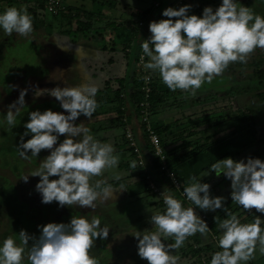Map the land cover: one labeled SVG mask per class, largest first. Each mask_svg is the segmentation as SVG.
I'll use <instances>...</instances> for the list:
<instances>
[{
  "label": "rangeland",
  "instance_id": "rangeland-1",
  "mask_svg": "<svg viewBox=\"0 0 264 264\" xmlns=\"http://www.w3.org/2000/svg\"><path fill=\"white\" fill-rule=\"evenodd\" d=\"M58 1L67 10L77 8L92 13L93 29L76 31L77 25L74 23L72 27L75 30L68 34L61 33L62 25L58 17L61 10L57 14L53 13L55 15L49 19L52 21V29H48V26L43 24L44 12L47 10L37 9L40 20L27 36H19L16 33L6 36L0 32V175L6 176L8 185L17 187L19 199L26 204L25 218L31 222L29 227L30 225L34 227L29 234L33 232L32 235H39L37 225L49 222L67 223L72 216H84L89 221L95 217L100 220L102 227L109 228L108 236L104 240L97 237L89 249V255L95 259L96 264H147L146 259H141L137 255V239L129 231L151 230L152 225L148 219L151 213L164 210L160 196L162 190L155 181L156 177L160 176L164 180L169 177L173 179L177 172L178 176L175 175L173 181L180 190L190 176L199 179L216 159L231 157L246 162L247 158L253 157L264 160V110L257 109L254 113L243 114L245 110L250 112L249 107L257 99V92L264 90V79L262 82L257 78L244 81L235 79V82L227 85L220 80V74L214 76L211 82L202 83L195 94L177 89L170 90L174 93L166 97L161 104H151L146 99L138 103L129 102L128 95L132 90V84L125 83L124 88H121L119 80H125L130 73L131 61L136 56L132 52L133 45H138L150 36L147 25H141L140 21L136 23L134 9L146 10L156 16L160 10L163 11L167 7L178 8L188 4L189 14L200 15L205 6H211L215 10L221 0H167L171 3L170 6H167V2L163 4L157 0H116L114 7L102 6L99 0ZM254 1L256 3L246 6L254 14L264 16L262 7L264 0ZM9 6L24 9L27 13L28 8L36 9L38 4L33 0L27 2L0 0V11ZM49 12L52 13L50 10ZM166 18L159 15L157 20ZM112 23H116L120 28L144 27V36L134 40L131 46L119 43L116 51L104 50L102 49L104 44L112 36L111 28L106 27ZM140 57L134 69L143 75L145 82L143 88L148 91L150 90L148 85L153 78L159 76L144 69L143 63L147 62V57L144 61H141ZM259 60L264 62V49L256 48L245 61L252 63ZM262 64L264 69V63ZM253 70L252 67L249 72L252 73ZM91 75L100 89L109 84V94L106 99L102 97L103 101L97 103L98 107L90 119L80 115L74 123H82L89 128L98 141L110 143L119 159L114 169L105 170L100 177H93L90 182L102 180L114 188L122 187L124 190L114 191L115 197L104 203L97 202L98 206L93 209L79 205L58 206L56 201L41 203V196L35 190L39 177L29 176L25 182L21 176L34 170L33 166L38 167L40 160L48 155L50 150L42 149L37 157L25 159L19 153L8 152L10 140L16 138L20 140V136L25 132L24 123L29 119V112L35 109L65 111L47 92L35 95L37 89L79 85L88 82ZM145 76H148L147 82ZM160 88L169 90L164 84ZM23 89H27L24 105L16 116V124L22 125V132L17 134L15 126L9 128L4 122V113L8 110V105L17 100ZM120 101L123 102V115L118 113ZM131 104H135L134 109ZM137 112L139 127L140 124H145L149 131L145 136L144 130L139 129L142 135L138 136V141L129 140L126 132L129 128L127 123L122 128L108 130L101 128L106 124L125 122L128 116L134 117ZM167 125H171V128L160 136L159 148L162 154L159 156L163 158L166 152L184 155L173 169L167 166V160L164 158L160 168H154L151 173L148 166L157 160L158 144L150 138V132ZM238 130L239 134H235ZM29 135L31 133L27 136ZM64 138V134H61L57 144ZM144 143L146 147L141 148V144ZM204 144H208L210 149L195 157L189 156L192 150ZM132 162L135 163V169L130 167ZM166 168L168 171L163 173ZM54 178L57 177H50ZM200 179L201 182L209 183L210 196L223 197V203L221 208L215 210H204L194 206V211L207 223L209 231L203 235L197 232L187 237L180 248L172 251L174 255L177 253L178 260H185L186 264H208L211 255L219 251L217 242L221 231L217 224L226 218V210L235 214L242 223H251L260 216V226L264 228V213H256L254 219L248 218L250 213L232 202L230 179L223 175L217 176L214 171L201 176ZM173 195L178 196L185 207L193 206L190 201L183 200L182 193ZM6 213L0 214V240L9 236L5 234L11 227L10 218ZM18 225L19 223L11 228L10 236L13 238L18 236ZM21 229L22 226L19 230ZM166 243H172V239L169 238ZM30 245L31 241L25 246L22 264H28L27 248ZM258 248L257 244L253 253H256Z\"/></svg>",
  "mask_w": 264,
  "mask_h": 264
},
{
  "label": "clouds",
  "instance_id": "clouds-1",
  "mask_svg": "<svg viewBox=\"0 0 264 264\" xmlns=\"http://www.w3.org/2000/svg\"><path fill=\"white\" fill-rule=\"evenodd\" d=\"M189 8L188 4L167 7L161 13L166 19L149 23L150 36L140 43V59L144 61L147 57L143 68L158 74L169 90L195 94L202 83L211 82L229 63L244 62L254 49H264V16L254 14L240 0H221L215 10L205 6L200 15L189 14ZM62 9L65 11L66 7ZM31 31V17L24 9L9 6L0 11V32L6 36L13 33L27 36ZM26 91L21 90L4 113V122L9 128L16 125ZM97 91L98 86L90 82L36 90L35 95L47 92L65 110L29 112L25 132L17 144L19 155L25 159L37 157L42 149L50 150L37 168L21 176L25 182L29 176L39 177L35 190L41 196V203L56 201L58 206L79 205L93 209L98 206L97 202L104 203L111 198L114 191L124 190L102 180L90 182L105 170L114 169L119 159L110 143L98 141L89 128L74 123L80 115L92 117L98 107ZM29 133L32 135L25 140ZM61 134L65 138L57 144ZM130 167L135 169V163H130ZM211 171L230 179L232 202L243 210L254 208L264 213V160L216 159L201 176ZM53 176L57 178L50 179ZM200 177L190 176L182 191L193 206H182L181 200L165 189L160 193L164 210L152 212L148 218L151 230L129 231L137 239V255L146 259L147 264H177L179 257L171 252L180 248L187 237L209 231L194 206L215 210L221 208L223 197L210 196L209 183L201 182ZM225 217L217 224L221 231L217 242L220 250L211 255L208 264H246L257 244L258 251L264 254L260 216L251 223H242L226 210ZM37 228L38 236L21 229L16 238L8 236L0 240V264H22L29 241V264H96L89 249L97 237L104 240L109 232L99 219L93 217L89 221L84 216H72L67 223L49 222ZM169 238L172 243H166Z\"/></svg>",
  "mask_w": 264,
  "mask_h": 264
},
{
  "label": "trees",
  "instance_id": "trees-1",
  "mask_svg": "<svg viewBox=\"0 0 264 264\" xmlns=\"http://www.w3.org/2000/svg\"><path fill=\"white\" fill-rule=\"evenodd\" d=\"M18 1V0H16ZM24 2H27V0H23ZM35 3L38 4L36 9H27V14L31 17V22H32V28H36V22L40 20L39 15L37 14V9H45L47 11H45L44 13V17L45 20H43V24H46L48 26V29H52L51 28V16L55 15L53 14L54 12L50 13L49 12V1L48 0H33ZM98 1V0H96ZM161 3H165L167 2V0H157ZM170 1V0H169ZM167 2V6H170L171 3ZM100 4L102 6L105 5H109L110 7H114L117 3L116 0H99ZM240 2L246 6L248 4H253L256 3V1L254 0H240ZM247 7V6H246ZM264 7V5L262 6ZM58 8V6H57ZM75 12V14H74ZM59 13L58 11L56 12V14ZM162 11L160 10L159 13L155 16L154 14H150L149 11L146 10H139V9H134V16L137 18V22L139 23V21H143L144 25H149V23L151 21L157 20V17L160 15L161 16ZM58 16V15H57ZM60 17V23L62 25V29H61V33L63 34H68L71 33L73 30H75L72 25H74V23H76L77 28L76 31H90L93 29L94 24H93V14L87 11H84V9H77V8H68V10L66 9L64 12L61 11L60 15L58 16ZM50 19V20H49ZM173 19H176L175 17H173ZM49 20V21H48ZM109 27H106V29H110L111 30V38L108 39V42L104 44L103 48L104 50L110 49L111 51H116L118 48V44L123 43L126 46H131L132 42L134 40H136L137 38L143 37V28H137V27H131V26H124L122 28L119 27V25H117L116 23H112V24H108ZM105 29V27H104ZM140 43L134 44L133 42V50L132 52L134 54H136V56L133 58V60L131 61V70L130 73H128L126 79H120L119 83H120V87L124 88L125 83H130L132 84V90L129 92V102H134V103H138L140 101H143V99L148 100L151 104H161L166 97L172 95L174 92L164 89L162 90L160 88V86L163 84L161 82V80L159 79V77H155L153 78L152 82L148 85V88L150 89L149 91H146V88H143L145 82H144V78L142 74H139L137 72L136 69H134L136 67V65L139 62V57L141 54V49H140ZM136 45V46H135ZM264 63L262 60H259L257 62L252 61V63H246V61L244 62H240V61H236V62H231L229 63V65L222 71L221 73V81L225 84H231L233 82H235L237 79L238 81H244V80H250L252 78H257L259 79V81L262 82V80L264 79V69L262 68ZM249 67V68H248ZM253 67V71L252 73L249 72V69L252 70ZM109 84H107L105 86L104 89H98L96 95H95V99L97 103H100L102 100V97L106 99V96L109 94ZM257 99H255V101L252 102V106L249 107V111L248 110L244 111L243 114L247 115V113H254L255 110L260 109V110H264V90H259V92H257ZM101 97V99H100ZM98 105V104H97ZM133 105V106H132ZM45 106V105H44ZM122 106H123V102L120 101V105H119V109H118V113L123 115L124 110H122ZM132 108L135 106V104H131ZM37 108V106H36ZM134 109V108H133ZM37 110V109H35ZM139 113H135V116H128L126 121L121 122L119 124H106L105 126L101 127L102 129L108 130V129H115L117 127H123L125 126V124L127 123V125L129 126V129L132 132V136L134 137V139L136 141H138L139 139V135L141 134V132L139 131V129L141 130V128L144 130V135L147 136L148 132L146 130L145 124H140L139 127V123L137 120V115ZM136 118V119H134ZM28 120V119H27ZM133 120H137V121H133ZM138 127L136 128L137 124ZM136 124V125H135ZM100 128V129H101ZM171 128V125H167L161 128H157L155 129L156 133L159 134V136H161V134L163 132H166L167 130H169ZM15 130L17 131V134H20L22 132V125H15ZM241 132V131H240ZM235 134H239V130L235 132ZM32 135V134H31ZM25 136L24 139L27 140L28 138H30V136ZM142 135V134H141ZM13 138V137H12ZM20 143V140L16 138L10 140V144L8 146V144L6 145V147L8 146V148L10 150H8V152H12V153H19L17 144ZM146 147V144H141V148ZM210 147L208 144H204L201 145L197 148H195L194 150H192L189 153V156L195 157L199 154H201L204 151L209 150ZM30 154V152H29ZM178 153L175 152H166L165 158L167 160V166L170 169H173L174 166H176L177 164L180 163L182 157L184 154L178 156ZM178 156V157H177ZM31 157V156H29ZM32 158V157H31ZM160 160L157 158V160L150 164V166H148L150 168L149 171H151V173L153 172L154 168H160ZM33 168H37L34 167ZM164 173V171H163ZM176 177L178 176L177 172L175 173ZM157 185L160 187V189L162 191H164L165 189H167L171 194H179L181 195L182 191H183V187L182 189H178L174 182L168 178L167 180L161 179L160 176L155 178ZM16 189L17 187L13 186V185H8L7 180H6V176L1 177L0 175V214L3 212H7V216H9L10 218V228L9 230L5 233L6 236H10L11 234V228L13 226H16L18 223V227L22 229H24L27 233L31 232L32 230H34V227L32 225L29 224L31 222L27 221V219L25 218V213H26V204H24V202H22L19 199V196L16 193ZM175 197L177 199L180 200V198H178V196L175 195ZM183 200H185V197H183ZM182 202V206H184V202ZM247 213H250V215L248 216V218L254 219L256 213L257 212L254 208L253 209H249L247 210ZM210 219L212 218V216L209 217ZM21 225V226H20ZM18 228V232L20 231ZM17 232V234H18ZM33 234V232L31 233V235ZM192 248V246H191ZM99 261V260H98ZM29 264V262H28Z\"/></svg>",
  "mask_w": 264,
  "mask_h": 264
},
{
  "label": "built area",
  "instance_id": "built-area-1",
  "mask_svg": "<svg viewBox=\"0 0 264 264\" xmlns=\"http://www.w3.org/2000/svg\"><path fill=\"white\" fill-rule=\"evenodd\" d=\"M49 1V10L50 11H52V12H54V13H56L57 11H59L61 8H63V6H62V3L61 2H59L58 0H48ZM57 6H58V8H57ZM141 25H143L144 26V22L143 21H141ZM149 91V90H148ZM147 130V129H146ZM148 131V130H147ZM126 132H127V136L129 137V140L130 141H133L134 142V137L132 136V132H131V130L128 128L127 130H126ZM149 132V131H148ZM151 134H150V138L156 143V144H158V151H157V158L160 160V162H162L163 160H164V158H165V156L162 158L161 156H159L160 155V148H159V146H160V144H159V141H160V136H159V134L158 133H156V131H153V132H150ZM162 154V153H161ZM165 160H166V158H165ZM141 163H142V161H141ZM161 165V164H160ZM162 167H163V165H162ZM164 172H167L168 171V168H166V169H164L163 170ZM175 176V175H174ZM169 177V176H168ZM176 177V176H175ZM172 181H173V179L171 178V177H169ZM174 182V181H173ZM175 184V183H174ZM176 186V185H175ZM177 187V186H176ZM220 250V249H219ZM204 263H205V261H204Z\"/></svg>",
  "mask_w": 264,
  "mask_h": 264
},
{
  "label": "crops",
  "instance_id": "crops-1",
  "mask_svg": "<svg viewBox=\"0 0 264 264\" xmlns=\"http://www.w3.org/2000/svg\"><path fill=\"white\" fill-rule=\"evenodd\" d=\"M0 36H1V34H0ZM92 76L93 75H91V77H88V82L94 83V84L97 85V82L93 80L95 78L92 77ZM98 89H99V87H98ZM112 197H115V193H114V195ZM258 253H260V252L257 251L256 253H253L251 259H249L246 262V264H264V254H258ZM172 255H174V252H172ZM175 255H177V253H175ZM177 264H186V263H185V260L184 261L183 260H178Z\"/></svg>",
  "mask_w": 264,
  "mask_h": 264
}]
</instances>
